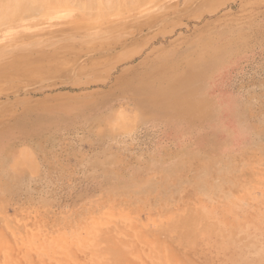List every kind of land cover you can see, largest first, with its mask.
I'll return each instance as SVG.
<instances>
[{
	"label": "rangeland",
	"instance_id": "obj_1",
	"mask_svg": "<svg viewBox=\"0 0 264 264\" xmlns=\"http://www.w3.org/2000/svg\"><path fill=\"white\" fill-rule=\"evenodd\" d=\"M103 1L0 26V264H264V0Z\"/></svg>",
	"mask_w": 264,
	"mask_h": 264
},
{
	"label": "bare ground",
	"instance_id": "obj_2",
	"mask_svg": "<svg viewBox=\"0 0 264 264\" xmlns=\"http://www.w3.org/2000/svg\"><path fill=\"white\" fill-rule=\"evenodd\" d=\"M46 0H0V26H3L6 22H8L11 18H13V17H18V15H20V13H22V12H24V11H30V10H36V9H38L39 7H41V6H43L42 4H41V6H40V3L42 2V3H44ZM49 1H52V2H59L60 0H49ZM84 1V0H83ZM90 1H92L91 3H93V0H89V2ZM106 1H109L110 2V0H106ZM105 1V2H106ZM112 1H114V0H112ZM117 1V0H116ZM115 1V2H116ZM121 1V0H120ZM101 2V4H102V1H100ZM104 2V1H103ZM105 2L103 3V4H105ZM106 3H108V2H106ZM144 4V3H143ZM67 5H68V3H67ZM76 6H77V9L80 11V12H82V13H85V15H87V16H90L91 15V13L90 12H92V14H93V8H94V4H92V5H90V3H88V4H82V3H76L75 4ZM97 5V4H96ZM136 5V4H135ZM62 6V5H61ZM60 6V7H61ZM90 6V7H89ZM103 6V5H102ZM127 6V5H126ZM126 6H125V8H126ZM93 7V8H92ZM42 8H44V7H42ZM62 8V7H61ZM102 8H104V7H102ZM106 8V10H105V12L108 10V11H110L111 9H113V7L112 6H110V4H107V6L105 7ZM104 8V9H105ZM124 8V7H123ZM89 9H91V11L89 10ZM115 7H114V9L111 11V12H113V11H115ZM127 9H129L130 10V8H127ZM133 9V8H132ZM43 10V9H42ZM100 10H101V8H100ZM117 10V9H116ZM119 10V9H118ZM96 11H97V9H96ZM96 11H95V13H96ZM27 13V12H26ZM25 13V15H28V14H26ZM97 13H99V11H97ZM96 13V14H97ZM93 16V15H92ZM102 16H103V12H102ZM29 17H32V16H27V18H29ZM34 19V18H33ZM39 24V23H38ZM34 25V24H33ZM22 37V36H21ZM196 70V69H195ZM199 71V70H198ZM200 71H202V70H200ZM203 71H204V69H203ZM172 72V71H171ZM168 74H169V72H168ZM201 74H202V72H201ZM204 74V73H203ZM201 76V75H200ZM169 77H170V75H168V79H169ZM196 77H197V73L193 70V71H190V72H188L187 74H185V75H180L179 77H177V78H175L173 81L175 82V83H177V84H179V85H181L182 87H183V89L184 90H186V91H192L193 92V83L194 82H196L195 80H196ZM199 80V79H198ZM173 81H172V83H173ZM199 82V81H198ZM192 86V87H191ZM198 86V85H197ZM139 88V87H138ZM137 87H135V89L134 90H137L138 89ZM152 90V88L150 87H145V88H143L142 89V92H149V91H151ZM142 96V95H141ZM144 96V95H143ZM152 104V103H151ZM150 104V105H151ZM154 104V103H153ZM157 105H159V104H157ZM160 105H162V104H160ZM167 110V109H166ZM115 120H117V118L115 119ZM119 120V119H118ZM120 121H122V120H120ZM124 122V121H123ZM118 123L120 124L121 122H119L118 121ZM121 126V125H120ZM121 128H123V127H121ZM188 208H186V210H187ZM185 215V214H184ZM183 217V216H182ZM186 219L185 220H187V217H185ZM6 222V221H5ZM5 222H4V224H5ZM190 223V222H189ZM197 223V222H196ZM195 223V224H196ZM204 225V224H203ZM203 225H201V223L199 222V227L201 226H203ZM187 226H189V230L191 229V226L188 224V225H186V227ZM194 226V225H193ZM192 226V228H194V227H196V226H194L193 227ZM179 227V226H178ZM199 227L198 228H196V229H199ZM200 227V228H201ZM204 227V229L203 230H207L208 228V226L206 225V227H205V225L203 226ZM202 227V228H203ZM180 228V227H179ZM201 228V229H202ZM206 228V229H205ZM9 230V229H8ZM182 230H188V227L187 228H184L183 227V229H180V231L178 230V228H177V233H180ZM212 230V229H211ZM18 231V230H17ZM188 232V231H187ZM17 233V232H16ZM22 232H20L19 234H21ZM25 233V232H24ZM18 234V235H19ZM222 235V234H221ZM2 236V235H1ZM190 236V235H189ZM195 237V235H192V237ZM231 236V235H230ZM21 237H24V236H21ZM187 237V239H189L188 238V236H186ZM192 237L190 236V239H192ZM194 237H193V240H194ZM182 238H185V237H182ZM222 238H223V235H222ZM232 238H233V234H232ZM20 239V238H19ZM4 240V239H3ZM6 240V239H5ZM193 240L192 241H190V242H193ZM23 241H24V239H23ZM22 241V242H23ZM21 242V241H20ZM35 242V241H34ZM8 244V243H7ZM189 245V244H188ZM17 246H18V244H17ZM156 248V247H155ZM20 252H22V251H20ZM160 253V252H159ZM9 254V253H8ZM25 254V253H24ZM9 256V255H8ZM16 256V255H15ZM22 256V255H21ZM25 256H27V255H25ZM30 258V257H29ZM30 260H32L31 258H30ZM24 261V260H23ZM20 262V261H19ZM25 262V261H24ZM6 263V262H5ZM4 263V264H5ZM10 263V262H9ZM29 263V262H28ZM28 263H26V264H28ZM41 263V262H40ZM18 264V263H17ZM217 264V263H216Z\"/></svg>",
	"mask_w": 264,
	"mask_h": 264
}]
</instances>
